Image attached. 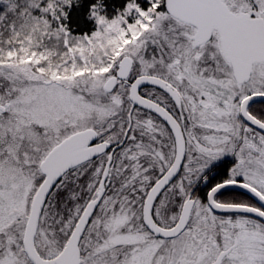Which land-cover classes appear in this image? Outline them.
Here are the masks:
<instances>
[{
  "label": "snow or ice",
  "instance_id": "6c2138e0",
  "mask_svg": "<svg viewBox=\"0 0 264 264\" xmlns=\"http://www.w3.org/2000/svg\"><path fill=\"white\" fill-rule=\"evenodd\" d=\"M0 0V264H264V0Z\"/></svg>",
  "mask_w": 264,
  "mask_h": 264
},
{
  "label": "trees",
  "instance_id": "16d2710c",
  "mask_svg": "<svg viewBox=\"0 0 264 264\" xmlns=\"http://www.w3.org/2000/svg\"><path fill=\"white\" fill-rule=\"evenodd\" d=\"M100 0H75L72 6L68 9V19L65 23L75 35L91 33L96 29L95 20L90 18L92 6L99 3ZM128 0H103L104 14L109 17H114L122 11ZM142 4H146L147 0H141Z\"/></svg>",
  "mask_w": 264,
  "mask_h": 264
}]
</instances>
